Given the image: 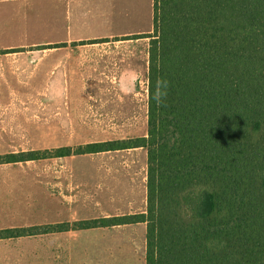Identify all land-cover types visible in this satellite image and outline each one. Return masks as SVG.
<instances>
[{
  "label": "trees",
  "instance_id": "1",
  "mask_svg": "<svg viewBox=\"0 0 264 264\" xmlns=\"http://www.w3.org/2000/svg\"><path fill=\"white\" fill-rule=\"evenodd\" d=\"M154 11L147 136L77 150L146 149V212L76 225L145 224L146 264H264V0H155Z\"/></svg>",
  "mask_w": 264,
  "mask_h": 264
},
{
  "label": "crops",
  "instance_id": "2",
  "mask_svg": "<svg viewBox=\"0 0 264 264\" xmlns=\"http://www.w3.org/2000/svg\"><path fill=\"white\" fill-rule=\"evenodd\" d=\"M0 3H5L0 5V43L8 44L0 49V118L8 116L3 108L6 111L12 108L11 113L17 114V107L27 109L34 105L37 94L24 92H42L38 99L42 100L43 110L64 97L65 101L76 103L73 112L79 118L84 104L93 118H131L136 116L131 114V93L143 86L148 99L143 118H148L151 38L146 36L154 33L155 0H27V3L0 0ZM19 111L21 118H28L31 113ZM3 131L0 127V148L9 143V134ZM8 149L11 153L0 154L17 153L11 151L12 146ZM71 149L69 157L0 165V232H25L21 237L0 239V264H34L36 251L45 248L65 252L79 233L99 230H79L75 228V218L64 221L61 217L68 207L75 210L83 196L93 197L82 192L84 180L77 182L74 178L76 162L87 157H106L111 152L86 156L77 155L75 147ZM31 150L34 149L27 148L21 153ZM122 163L116 164L124 171ZM111 164L87 165L92 182L99 186L98 174L103 172L113 181ZM56 167L61 171L59 176ZM144 180L146 183L147 176ZM61 207L64 214L60 213ZM52 214L53 222L48 218ZM137 228L142 229L143 240L134 236L133 230ZM115 229L131 230L133 238L128 242L133 247L143 242L146 250L145 224ZM46 256L50 264L57 254H42L41 260Z\"/></svg>",
  "mask_w": 264,
  "mask_h": 264
},
{
  "label": "rangeland",
  "instance_id": "3",
  "mask_svg": "<svg viewBox=\"0 0 264 264\" xmlns=\"http://www.w3.org/2000/svg\"><path fill=\"white\" fill-rule=\"evenodd\" d=\"M23 3H27V0H23ZM6 45L8 44L0 43V49H3ZM24 93L29 95L37 94L35 96L37 98L33 101L34 105L32 107L29 106L27 109L26 107H17V114H12L15 111L11 113V107L10 111H6V108H3V112H7L8 116L5 117L3 115V118H0V127L4 130V133L9 134V143L0 148V153L6 154L10 152L8 147L12 146L11 151H17L15 154L21 153L22 150L27 148H33L34 150L26 151L25 153L37 152L44 156L47 152L48 156L51 157L55 155L53 150L57 149L75 147L78 150L81 146L90 144L147 136L148 118H143L148 100L146 86H143L137 92L131 93V114H136V116H131V118H93L90 112L86 110L85 104L82 116L79 118L77 117L78 114L73 112V105L76 103L72 102L74 104H71L65 101L64 97L51 104L50 108H48L49 106L46 107L48 109H45V111L42 107V100L38 99L40 98L39 93L41 94L42 92ZM107 93L110 94V92ZM19 110L31 111V113L28 118H21L20 115L22 113ZM79 112L81 113L80 110ZM47 124H49V130ZM45 148H48L49 151H46ZM0 156L4 155L0 154ZM90 156L94 155L91 154ZM122 157H124V160L119 159ZM42 160L33 162L39 163ZM103 162L106 164L107 162L113 163L111 165L114 167H112L113 171L110 175L113 176V181H110L111 178L109 180V177H105L103 172L98 174L99 186H97L96 183L92 182L91 170L87 168V165H101ZM118 162H123L124 171L117 166L116 163ZM127 164H130L131 167L128 168ZM147 164L148 153L146 149H138L134 152L127 150L121 151V153L111 152L106 157L98 156L80 159L76 162L77 168L73 170L74 178L78 180L77 182L84 180L81 181L83 182L81 186L85 185L82 188V192H89L93 197L87 199L88 197L83 196L81 203L79 201L73 211L68 207L65 212V209L61 207L60 213L64 214L65 212L61 219L71 221L72 218H75V223H79L118 217V215L129 216L127 214L131 212L140 214L142 211H146L147 182L145 183L144 178L147 176ZM56 168L58 170L55 172L59 176L61 171H59L58 167ZM101 180H104L105 183L102 184ZM97 189L99 191L95 193ZM48 218L50 221H54L53 214ZM55 219L59 218L55 216ZM46 223L51 222L46 220ZM119 227H113L115 231L112 228H99L97 231L79 233L78 239L73 244L71 243L74 248L68 244L65 252L60 251L57 253L42 248V250L35 252V262L33 263L39 264V261H41L40 264H47V256L46 259L43 258L41 260L42 254L52 255L55 253L57 257L50 264H146V250H144L145 245L143 242H139V246L133 247V244L128 242V240L133 238L131 230L123 231L126 229H122L118 231L119 229H115ZM75 228H78L76 224ZM133 234L136 238L143 240L142 229H134Z\"/></svg>",
  "mask_w": 264,
  "mask_h": 264
},
{
  "label": "clouds",
  "instance_id": "4",
  "mask_svg": "<svg viewBox=\"0 0 264 264\" xmlns=\"http://www.w3.org/2000/svg\"><path fill=\"white\" fill-rule=\"evenodd\" d=\"M166 86H167L166 82H163V81L158 82L157 99H159V97L164 94L163 92L160 91V89L161 88H166Z\"/></svg>",
  "mask_w": 264,
  "mask_h": 264
}]
</instances>
